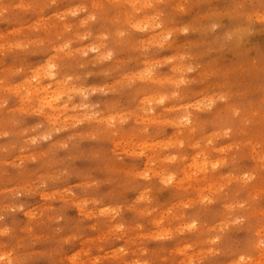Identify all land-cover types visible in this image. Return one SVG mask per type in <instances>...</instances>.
<instances>
[{"label": "clouds", "instance_id": "clouds-1", "mask_svg": "<svg viewBox=\"0 0 264 264\" xmlns=\"http://www.w3.org/2000/svg\"><path fill=\"white\" fill-rule=\"evenodd\" d=\"M0 264H264V0H0Z\"/></svg>", "mask_w": 264, "mask_h": 264}]
</instances>
